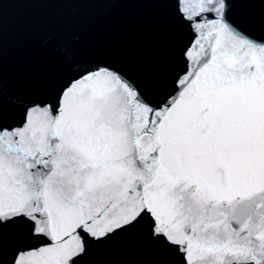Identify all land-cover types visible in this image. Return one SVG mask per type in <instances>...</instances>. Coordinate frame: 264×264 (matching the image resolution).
<instances>
[{"label":"water","instance_id":"1","mask_svg":"<svg viewBox=\"0 0 264 264\" xmlns=\"http://www.w3.org/2000/svg\"><path fill=\"white\" fill-rule=\"evenodd\" d=\"M0 264H264V0H0Z\"/></svg>","mask_w":264,"mask_h":264}]
</instances>
